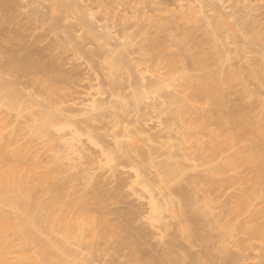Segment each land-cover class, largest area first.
Segmentation results:
<instances>
[{
	"label": "rangeland",
	"instance_id": "1",
	"mask_svg": "<svg viewBox=\"0 0 264 264\" xmlns=\"http://www.w3.org/2000/svg\"><path fill=\"white\" fill-rule=\"evenodd\" d=\"M60 1L71 4L72 10L55 8ZM205 1L0 0L2 94L16 91L23 101H31L21 113L0 101V136L11 137L14 143L8 157L16 159L15 148L23 147L28 163L41 162V171L54 169L52 180L42 182L36 173L29 184L43 186L42 200L48 203L55 201V189L66 187L62 195L67 201L84 200L97 224L95 230L92 219L75 214L70 221L66 205L55 210L58 221L52 237L77 255L65 257L62 264H85V260L90 264H175L180 260L181 264H205L211 256L215 264H223L226 255L237 258L234 264H264V183L243 207L241 193L252 187L253 177L238 159L246 142H236L214 156L216 146L224 141L220 137L215 142L210 134L216 128L213 115L239 118L247 108L252 127L262 129L260 136L251 137L262 144L264 165V0H211L214 6ZM89 25L95 29L89 30ZM103 36L113 39L105 41ZM120 45L124 46L123 67L114 79L109 62ZM25 62L37 64L24 70ZM219 71L226 80L220 82L219 104L214 105L209 97H199L204 89L201 79L215 80ZM151 81L164 84L165 94L186 101L171 104L175 113H169L165 94L147 89ZM141 90L146 99L139 107H131ZM90 95L108 104L93 121L87 117L95 110L85 111L87 116L83 108L90 98L93 101ZM109 103L115 105L114 112ZM185 105L195 113H185ZM42 106L47 109L44 113L56 119L52 133L64 134L63 138L81 133L76 135L80 139H72L80 140L77 145H83L84 154L88 151L85 155L102 162L74 154L72 162L77 165L73 167L67 153L61 152L70 140L62 138L65 145L57 141L55 150L48 137L36 136L30 120ZM60 112L70 122L76 117L77 125L84 121L77 126L80 130L73 131L66 118L62 126L65 116ZM225 127L226 138L239 132L228 123ZM116 135L128 145L124 152L116 148L117 142L122 143L115 142ZM114 142L121 161L110 163L106 150L112 148L115 153ZM164 162L183 174L166 182L159 172ZM177 188L188 192L190 206L182 203ZM151 193L158 203L170 200L172 209H151ZM5 210L14 213L10 207ZM66 222L69 231L64 229ZM126 222L142 231L141 251L134 244H117L114 235L121 230L115 227ZM7 243L13 264H48L31 241L11 237ZM52 252L63 255L58 247Z\"/></svg>",
	"mask_w": 264,
	"mask_h": 264
},
{
	"label": "bare ground",
	"instance_id": "2",
	"mask_svg": "<svg viewBox=\"0 0 264 264\" xmlns=\"http://www.w3.org/2000/svg\"><path fill=\"white\" fill-rule=\"evenodd\" d=\"M206 1H205V3H207L208 5L211 3L214 6L213 1L215 2V0H213L212 2H211V0H206ZM63 3H65V2H63ZM63 3L61 4V1H60L59 3L55 4V8L65 6ZM66 4H67L66 6L68 8L67 10H70L69 8H71V10H72V6L70 7L71 4L70 5H69V3H66ZM68 5H69V7H68ZM65 7H63V8L65 9ZM61 9H62V7L58 10H61ZM221 13H220V16H222ZM83 15H84V13L82 14V16ZM83 19L85 20V18H83ZM83 19H82V21H83ZM87 20H86V22L88 23ZM223 21H225V20L223 19ZM86 22L84 21L85 25H86ZM88 24H90V23H88ZM89 26H90L89 30L92 31V27L94 28V26L93 25H89ZM111 37L109 38V36H108V38H107V36H103V39L104 40L105 39H108V40L111 39L112 40L113 38H111ZM0 43H1V40H0ZM115 45H117V44H115ZM122 45H124V44H122ZM122 45H120V48L116 46L119 50L117 49L118 52L116 53L115 56H113V58L109 62L110 66H111L110 69L112 72V77L114 79L117 78V76L121 73V69L123 67V65H122L123 60L121 58V54L124 52L123 51L124 46H122ZM103 52H104V50H103ZM16 58H18V57L14 56V59H16ZM172 63H173V65L176 64V62H172ZM35 64H37V62H33V63L25 62L24 65L22 66V68L24 70H29ZM217 73L220 74V76L215 80H212L209 77L201 79L202 83L204 85V89H203V92H201L199 94V97H209L212 100V103L214 105L219 104L217 92L219 90L220 82H223L226 80V78L224 76H222L223 71H219ZM148 83L149 84L147 85V89L149 91L154 90L156 93L165 94L164 89L166 86H164V84H162V83L157 84L156 81H151ZM3 85H5L4 81L0 77V101H4L9 107L16 109L19 113L23 112L26 105L28 103H31V101L27 103L26 100H24L26 102L25 103L22 100L21 93L16 92V91L8 92V93H5V95H3L2 94L4 92L3 91V88H4ZM142 92L143 91L141 90L140 93L137 92L135 94L136 98H134V100H133L134 102L132 104H130V102H129L131 107L132 106H133V108L135 106L139 107V105L141 104L140 101H142V98L146 99V94H143L144 92L143 93ZM92 95H94V93ZM92 95H90V96L92 97ZM99 96H101V95L97 96V94H96V97H99ZM96 97H94V98L92 97L93 101L90 100L91 98L89 99L92 102H90L88 100L91 103L89 105H88V101H86L87 103L85 102V104H84L86 107L85 106L83 107V108H85V110L83 109L84 112L85 111L87 113L89 112L88 114H90L91 111L95 110V112L93 111V114L91 112V115H92L91 117L88 116V114L85 112V114H87L88 117L86 115L85 116L87 118H91L92 121L94 118L97 119V117L99 116V113H102V111H104L103 109H105L108 105V104L106 105L105 101L104 102L103 101H101V102L95 101L94 99H96ZM147 97H148V94H147ZM164 97L167 98V101L169 103L167 111L171 114L175 113L174 110H172L170 107L171 104H175V103H179V102H185L187 99V98L186 99L185 98H179L178 96H176V95L174 96V94H170V93L168 95L166 93ZM98 99H100V97ZM139 102H140V104H139ZM103 103H105V104H103ZM112 104H113V102H112ZM127 104H128V102L125 105H127ZM129 104L127 106H130ZM156 104H154V106H156ZM109 105H111V103H109ZM44 106L47 107L48 105H44ZM114 106L113 105L109 106L110 112H111V110H112V112H114L113 111L115 108ZM74 109H76V108H74ZM43 110L44 109L42 106V109L40 111H37V113L35 112V114H33L31 116L30 121L32 123L31 125L33 128L34 134L36 136L48 137L49 144L51 145L52 148L56 147L57 141L59 142L63 139H66L65 141L67 142V140H70V141H68V144L65 141L64 142L61 141V143L63 142L64 145L66 143V148L64 147L66 152L64 151V149H62L63 151H61V152L67 153L68 156H66V157L68 159H70L71 162L73 161V155L74 154H75V157L78 156L80 159L81 157L79 154H81V153L84 154V148L82 147L83 146L82 144H81L82 146L77 145V143L78 144L80 143V140H77V139H80V137L78 138L77 136L78 135L81 136L80 135L81 133L78 134V132H76L75 134L76 135L78 134L77 136L75 134H73V135H75V137H77V139H76L77 143H75V141H74L75 137H73L72 134H70L72 137H70V135H68V136L65 135L68 138L67 139V138H63L64 134L61 136V135H58L57 133H55V134L52 133V131L55 132L54 130H51V128H52V126L54 128L56 119L54 118L53 114H51V113L47 114L46 113L47 111L45 112L46 114L44 113V111L47 110L46 108L44 111ZM61 111H63V110H61ZM70 111L72 113L73 110H71V109L67 110V112H69V113H70ZM77 111L79 112V110H77ZM41 112H43V113H41ZM64 112L66 113V111H64ZM80 112L82 113L81 110H80ZM184 112L187 114L195 113L194 110L190 106H187V105H185ZM247 112H248V110L246 108L244 110V113L242 115L241 114L239 115V118H230L229 120H226L225 117H219V116L213 115V117H212L213 124L216 125V128L210 132L211 137L215 142H217L220 137L223 138V141H224L223 145L218 144V143H217L218 145L216 144L217 146H216L215 150L213 151L214 156L223 152L225 149L231 147L236 142H246V146L243 150H241L238 159H240L241 162L247 166V168L250 170V172L253 173V177L251 178V182H252L251 186L252 187L250 189L243 190L241 193L240 201H241V204L243 207L253 196L258 194L259 187L261 186L262 183H264V165L262 164L263 158L261 155L262 144H261V142L253 141L252 137H251L254 134L257 136H260L262 134V129L259 128L258 126H256V128L252 127V123L246 115ZM65 113L63 114V112H62V114H61V112H60L61 115L65 116L63 118L64 122H62V123H64V124L62 126L67 124V123L65 124V122H66L65 121V118H66ZM69 113H67V114H69ZM81 113H78V115H80ZM100 115H102V114H100ZM69 117L71 118L72 116L70 115ZM73 117H75V116H73ZM75 119H76V117H75ZM71 120L72 119H69V120L67 119V122H70ZM74 120L72 122H70L71 127L72 126L75 127V129H73V131H75L78 128L77 126L79 124L82 125L84 123V121L82 119L83 123L81 124V122H80L77 125L76 121L74 123ZM88 120H90V119H88ZM88 120H86V121H88ZM70 123H68V124H70ZM72 123L75 124L76 126L73 125ZM226 123H228L231 126H234L235 128H238V130H239V132L235 136H233L232 138H226L227 137V134H226L227 129L225 127ZM66 127H68V125ZM69 128H70V125H69ZM141 128H143V127H141ZM141 128H140V130H141ZM145 128L146 127H144V129ZM56 130H58V129H56ZM73 131H72V133H73ZM148 131H150V129ZM151 134L152 133H150V135H149L147 133V135H149L150 137H151ZM56 135L60 136L59 137L60 140H58V138H56L57 137ZM121 135H123V134H121ZM117 136H119V135H116V137ZM143 136H146V135H143ZM121 137L122 136H120V138ZM155 137L156 136L153 134V138H155ZM72 138H74V140ZM120 138L117 137L115 142L121 141V140H118ZM147 138L149 141L151 139H153V138L149 139V137H147ZM155 139H157V138H155ZM81 141H82V138H81ZM153 141H154V139H153ZM115 142L113 143V146H114ZM59 144H58V146H59ZM13 145H14V143H13V139L11 137H7V135H4V134H2L0 136V264H13L8 258V253L10 252L12 247L7 242L11 237L12 238L21 237V238H24L26 240L31 241L38 248L39 255L42 256L48 264H62L65 261V257H67V256L77 257L76 253H74V252L72 253L68 249V247L66 246V244L64 242L52 237L54 227L58 221V219H57L58 217H55L53 215V213L55 212V210L59 206L66 205L67 210H69L70 221H73V214H75L77 216L79 215L81 217H85V219H92L91 223L95 226L94 229L96 230L97 224L94 221V217L91 216V212L93 210L90 207H88L86 202L84 200H82L81 198H75V199H73V202H68L66 197L64 195H62L64 192H66V190L64 189L66 187H64V188L61 187V188H57L54 190V193L56 196L55 201L50 202V203L44 202L42 200L41 192L45 188L43 186H40V187L31 186L29 184L30 179L33 175H35L37 173L38 178L42 182H44V181L47 182L48 180L53 179L55 170L50 168L48 170L41 171L40 170V168H41L40 165H42L41 162H37V163H33V164L28 163L27 160L24 159V156H23L24 151H25V148H23V147L15 148L14 152L17 155L16 159H13V160L9 159L8 152L13 147ZM107 146L110 147L111 145L108 144ZM107 146H106V148H109ZM113 146H111V147H113ZM126 146L128 147V145L123 144V142L122 143L117 142V147L114 146V150H113V151H115V153H112V150H109L112 148L107 149L109 151H107L105 149L108 161L110 163L113 161L116 163H117V161L120 162L121 159H120V156L118 153L124 152L126 150L125 148H127ZM115 147L119 150V152H118V150L116 151ZM55 150H56V148H55ZM103 150H102V152H103ZM57 151H59V150H57ZM86 152L88 153V151H85V154H86ZM85 154L82 156L89 157L88 154L87 155H85ZM64 155H66V154H64ZM211 155H213V154H211ZM91 156L87 159H90ZM102 158H103V156H102ZM96 159L94 158V160H93V158H91L90 160L101 161L100 159H97V160ZM70 160H68V161H70ZM77 161L78 160L76 159V162ZM108 161L106 160V163H108ZM75 164L76 163H73L72 166ZM70 165H71V163H70ZM105 165H106L105 167H107L108 164H105ZM100 169H101V167H100ZM159 169H160V171H159L160 174L162 175L163 179L166 182H169L172 179L183 174L182 170L178 171L176 168H173L169 163H166V162L162 163L159 166ZM107 172H110V170H107ZM142 172L144 174V171H142ZM143 174H141V175H143ZM141 175H138L137 177H140ZM148 182H150V181H148ZM176 190L180 194V198H181L182 203L186 206H190L192 204V202H191L190 195L188 194V192H184V190L182 188H177ZM149 196H151V197H149ZM149 196L148 197L151 198L149 201L151 204L150 208L153 209L154 211H159L161 209H166V210L172 209L173 206H172V203L170 200L165 199L162 203H158L156 201V199L154 198L155 194L151 193V194H149ZM6 207H10L12 210H14V213L6 211L5 210ZM66 216H67V213H65L64 215L61 216L62 217L61 222L65 221ZM163 219H164L163 216L158 215V217H157L158 221L163 222ZM230 227H232V226H230ZM115 228H118L121 230V232L119 234L114 235V236H116L118 245L126 246V245L134 244L141 251L142 245L139 243V240L142 237V231L140 230V228L136 227L133 222H126V224H124L120 227H115ZM64 229H65V231H69V229H70L69 222L65 223ZM79 229L82 230L81 227H79ZM98 229H102V227H98ZM112 229H114V228H112ZM165 229H168L167 223H165ZM112 234H113V232H112ZM131 239H133V241H131ZM55 247L60 248L63 251V253H62L63 255H59L57 253L52 252V248H55ZM223 251H225L224 253L226 254V250L224 249ZM236 260H237V258H235L233 255H226L224 257L223 264H234L236 262ZM215 261H216L215 258L213 256H211L205 262V264H215ZM85 264H90V261L85 260ZM175 264H181V260L176 261Z\"/></svg>",
	"mask_w": 264,
	"mask_h": 264
}]
</instances>
